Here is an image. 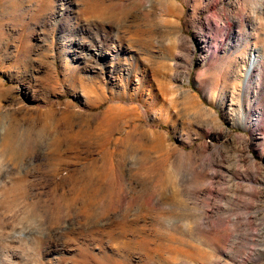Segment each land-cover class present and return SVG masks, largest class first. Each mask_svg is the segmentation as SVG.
<instances>
[{
	"label": "rangeland",
	"instance_id": "obj_1",
	"mask_svg": "<svg viewBox=\"0 0 264 264\" xmlns=\"http://www.w3.org/2000/svg\"><path fill=\"white\" fill-rule=\"evenodd\" d=\"M86 1L0 0V264H264V0Z\"/></svg>",
	"mask_w": 264,
	"mask_h": 264
},
{
	"label": "bare ground",
	"instance_id": "obj_2",
	"mask_svg": "<svg viewBox=\"0 0 264 264\" xmlns=\"http://www.w3.org/2000/svg\"><path fill=\"white\" fill-rule=\"evenodd\" d=\"M86 10L87 13L91 16L92 19H98L104 21H108V19L113 18L114 14L110 5H104L97 3L96 0H87L86 1ZM100 58V57H98ZM258 60L257 55L254 56L252 61L249 63V66L246 71V80L249 79L252 74L254 68L256 67V61Z\"/></svg>",
	"mask_w": 264,
	"mask_h": 264
}]
</instances>
